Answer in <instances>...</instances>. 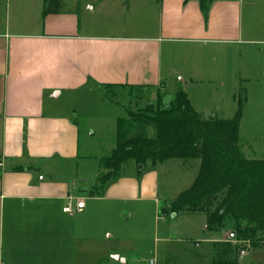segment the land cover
<instances>
[{"label":"crops","instance_id":"1","mask_svg":"<svg viewBox=\"0 0 264 264\" xmlns=\"http://www.w3.org/2000/svg\"><path fill=\"white\" fill-rule=\"evenodd\" d=\"M120 1L73 0L44 14L43 0H0V264H93L94 244L112 264H126L109 246L118 240L112 229L121 224V203L133 202L139 213L146 202L160 207L158 167L148 161L143 174L124 161L127 171L120 166L98 194L90 191L99 166L78 181V163L89 156L80 155L77 126L60 112L63 95L126 85L152 90L155 99L180 88L192 103L197 80L224 75L202 44L237 33L241 0H214L205 14L198 0ZM248 1L264 16V0ZM115 11L137 21H91ZM142 13L154 21H138ZM229 13L231 27L220 20Z\"/></svg>","mask_w":264,"mask_h":264},{"label":"rangeland","instance_id":"2","mask_svg":"<svg viewBox=\"0 0 264 264\" xmlns=\"http://www.w3.org/2000/svg\"><path fill=\"white\" fill-rule=\"evenodd\" d=\"M64 1L63 7H71L73 0ZM125 1L121 0L120 3L125 5ZM132 1L128 0L129 4ZM231 1H235L232 4L238 2ZM130 13L115 11L111 15H93L91 21L97 24L136 22V16ZM137 17L142 23L154 21L153 17L144 13ZM220 20L223 25L231 27L230 13L222 14ZM237 23V33H231L228 41L202 44L206 59L212 56L209 54L211 52L217 58L214 65L222 62L220 66H224L225 70L222 79H199L189 94L191 104L200 116L215 115L220 119H229L237 108L233 95L243 89L245 100L240 119L239 146L247 158L264 159V16L255 8L249 10L248 0H241ZM151 91L138 86L118 85L92 88L69 97L63 95L60 112L67 114L77 126L80 155L89 156L88 161L78 163V181L79 176H93L100 158L108 155L115 146L116 118L126 116L128 109L136 111L149 102H155ZM160 95L161 104L168 106L174 91L168 89ZM180 163L179 160H169L158 166L157 201L160 208L166 207L194 178L196 171L184 168ZM127 169L128 164L121 165L122 172ZM137 169L139 171L136 172L143 174L147 168L140 171L137 165ZM121 207L124 210L121 224L112 229L116 231L118 240L109 243V246L126 257V264H209L216 238L232 245L245 246L244 253L239 252L237 264H264L263 249L252 247L249 240L236 241L235 236H229L233 226L230 218L225 221L226 231L210 233L205 230L203 213L161 217L159 208H155L153 202H146L142 213L135 211L137 209L133 202H122ZM254 239H264V231L258 232ZM92 250L93 264H106L107 260L108 264H112L105 247L94 244Z\"/></svg>","mask_w":264,"mask_h":264},{"label":"trees","instance_id":"3","mask_svg":"<svg viewBox=\"0 0 264 264\" xmlns=\"http://www.w3.org/2000/svg\"><path fill=\"white\" fill-rule=\"evenodd\" d=\"M213 1L198 0L204 14ZM62 7L63 0H43L44 14L59 12ZM233 97L237 108L229 119L200 116L180 88L168 106L161 104L158 93L155 102L136 111L126 110V116L116 118L115 146L100 158L91 194H98L105 182L115 179L124 161L133 160L137 165L148 161L158 167L179 160L182 167L196 173L188 187L166 207H159V216L203 213L205 230L210 233L226 231L225 221L230 218V233L236 241L249 240L252 247L264 250V239H254L264 231V159L247 158L241 151L245 91L240 89ZM241 250L245 246L215 240L209 264H237Z\"/></svg>","mask_w":264,"mask_h":264},{"label":"built area","instance_id":"4","mask_svg":"<svg viewBox=\"0 0 264 264\" xmlns=\"http://www.w3.org/2000/svg\"><path fill=\"white\" fill-rule=\"evenodd\" d=\"M83 207V201L81 200V201H77L76 202V209L77 210H80L81 208ZM64 212H67V213H71L72 212V209L69 207V206H65V207H63V209H62ZM229 236L230 237H233V234H229ZM244 253V250H241L240 251V254H243Z\"/></svg>","mask_w":264,"mask_h":264},{"label":"water","instance_id":"5","mask_svg":"<svg viewBox=\"0 0 264 264\" xmlns=\"http://www.w3.org/2000/svg\"><path fill=\"white\" fill-rule=\"evenodd\" d=\"M142 167V164H139V168H141ZM171 215H173L174 216V214H171Z\"/></svg>","mask_w":264,"mask_h":264}]
</instances>
